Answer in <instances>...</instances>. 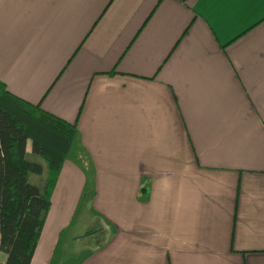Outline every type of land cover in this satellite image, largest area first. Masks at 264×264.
Returning <instances> with one entry per match:
<instances>
[{"label":"crops","instance_id":"0c3cea01","mask_svg":"<svg viewBox=\"0 0 264 264\" xmlns=\"http://www.w3.org/2000/svg\"><path fill=\"white\" fill-rule=\"evenodd\" d=\"M0 82L77 128L30 264H264V0H0Z\"/></svg>","mask_w":264,"mask_h":264},{"label":"trees","instance_id":"16d2710c","mask_svg":"<svg viewBox=\"0 0 264 264\" xmlns=\"http://www.w3.org/2000/svg\"><path fill=\"white\" fill-rule=\"evenodd\" d=\"M76 133V122L43 110L0 82V253L5 255L0 264L31 263L52 188ZM34 155L45 160L48 171L40 185L28 180L29 173L44 171Z\"/></svg>","mask_w":264,"mask_h":264},{"label":"rangeland","instance_id":"374dc122","mask_svg":"<svg viewBox=\"0 0 264 264\" xmlns=\"http://www.w3.org/2000/svg\"><path fill=\"white\" fill-rule=\"evenodd\" d=\"M27 157L29 159H32V156H27ZM81 157L84 159V156L81 155ZM33 158L36 159V160L41 161V163H42V165L44 167V171H43V173L41 175L29 173L28 174V180L31 183L40 185L41 184V181H44L46 179V177H47V174H48L47 167H46V162H45V160L43 158H41L39 156H36V155H34ZM95 234H96L95 237H98L99 238V236H100V230L99 231L96 230ZM63 237H65V236H63ZM3 257H5V255L3 253H0V262H4Z\"/></svg>","mask_w":264,"mask_h":264},{"label":"snow or ice","instance_id":"6c2138e0","mask_svg":"<svg viewBox=\"0 0 264 264\" xmlns=\"http://www.w3.org/2000/svg\"><path fill=\"white\" fill-rule=\"evenodd\" d=\"M234 2H235L236 4H243V3H246L247 0H234Z\"/></svg>","mask_w":264,"mask_h":264}]
</instances>
